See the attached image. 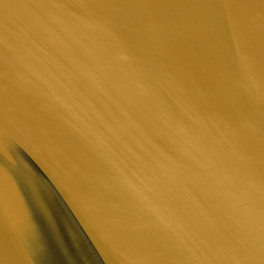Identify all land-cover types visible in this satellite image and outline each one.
Masks as SVG:
<instances>
[{
  "label": "water",
  "instance_id": "obj_1",
  "mask_svg": "<svg viewBox=\"0 0 264 264\" xmlns=\"http://www.w3.org/2000/svg\"><path fill=\"white\" fill-rule=\"evenodd\" d=\"M0 29L157 264H264V0H0Z\"/></svg>",
  "mask_w": 264,
  "mask_h": 264
}]
</instances>
